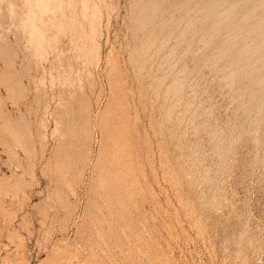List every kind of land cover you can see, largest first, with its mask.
<instances>
[{
    "label": "rangeland",
    "instance_id": "1",
    "mask_svg": "<svg viewBox=\"0 0 264 264\" xmlns=\"http://www.w3.org/2000/svg\"><path fill=\"white\" fill-rule=\"evenodd\" d=\"M139 1L0 0V264H264L263 7Z\"/></svg>",
    "mask_w": 264,
    "mask_h": 264
},
{
    "label": "bare ground",
    "instance_id": "2",
    "mask_svg": "<svg viewBox=\"0 0 264 264\" xmlns=\"http://www.w3.org/2000/svg\"><path fill=\"white\" fill-rule=\"evenodd\" d=\"M137 1H139V0H137ZM150 0H148L147 2H149ZM152 1V0H151ZM189 1V0H188ZM242 1V0H241ZM250 1L251 0H244L242 3H240V1L239 0H208V1H206L205 3H204V6H203V8L201 7V10H200V12H201V15H200V13L198 12V11H196V13L198 12V14H199V16H200V18L202 17V21H205V20H211V18L213 19V27L212 26H210V27H212L213 29H218L219 28V23H218V21L216 22V17H217V20H218V16H219V19H221L220 18V16L222 17V15H225V17H222V18H226L227 19V17H226V15H230L229 17H230V20H231V18H234V16L232 15V14H235V15H239V14H236V11H237V9H239V7H245V8H249V12L244 16V17H242V15H241V17L242 18H240V21L244 18L245 19V21L247 22V23H249V24H251L252 23V26L249 28L248 27V25H247V27H246V25H245V23L243 24V26L245 25V28H249L248 30H244L243 28H242V26H241V28L244 30V31H247L246 33H244V35H241L240 34V32H241V30L242 29H240V32H239V35H237V36H235V40H234V44H232L231 43V41H230V44H232L231 46L234 48V51H232V52H235V58L234 59H236L237 60V66H238V62H239V65L243 62L244 64H246L245 65V68H246V66H248V63H250L249 61H251V63L253 62V60H255L254 62L256 63V61L257 62H259V61H261L260 63H263L264 64V0H258V2H256V3H258V5H259V8H260V6L261 7H263V10H262V15H260L258 18L256 17V18H253V17H255V15H253L254 14V12H255V8H258V7H255V5H257V4H255L254 3V5L252 4V2L250 3ZM139 2H141V4H143V2L142 1H139ZM138 2V3H139ZM145 2V1H144ZM154 2V0L151 2L152 4H150L149 5V3H148V5L147 6H150V7H153L152 5H154L155 6V2ZM136 3V2H135ZM134 4V3H133ZM137 4V3H136ZM157 4V3H156ZM135 5V4H134ZM144 5V4H143ZM253 5V6H252ZM133 6V5H132ZM135 6H137V5H135ZM145 6V5H144ZM139 7V6H138ZM150 7H147V10H148V8L150 9ZM156 7V6H155ZM133 8V10H134V8H135V10L137 9L136 7H132ZM141 8L143 9H145L146 7H142L141 6ZM141 8H139V10H141ZM154 9V8H153ZM156 9V8H155ZM146 10V9H145ZM157 10V9H156ZM144 11V10H143ZM152 11V12H151ZM151 15L150 16H148V15H146L147 17H145V16H140L138 19H137V17H135L136 19H137V21H135L137 24H138V29H140V30H138V31H141V29H143V26H144V24H146L149 20H151L152 18H153V16H154V10H152V8H151ZM159 11V10H158ZM157 11V12H158ZM139 12H141V11H139ZM138 12V13H139ZM148 12V11H147ZM191 12V11H190ZM238 13V12H237ZM245 13H246V11H245ZM137 14V13H136ZM140 14V13H139ZM143 14H145V12H143ZM143 14H141V15H143ZM147 14V13H146ZM150 14V13H149ZM157 14V13H156ZM138 15V14H137ZM149 17V18H148ZM154 17H156V15L154 16ZM198 17V16H197ZM236 17H238V16H235V18L234 19H236ZM239 18V17H238ZM249 18H253V22H252V20L250 19L249 21H251V23L250 22H248L247 20L249 19ZM191 19V20H190ZM188 18V21H187V23H186V21H185V23L187 24H185V26L189 29V27L190 26H192L193 24H192V18ZM196 19H198V18H196ZM234 19H232V20H234ZM247 19V20H246ZM152 20H154V18L152 19ZM186 20V19H185ZM209 20V21H210ZM237 20V19H236ZM194 21H196V20H194ZM193 21V22H194ZM198 21V20H197ZM201 21V22H202ZM210 21V23H212ZM222 20H220V22H221ZM228 21H229V18H228ZM240 21L239 22H233L237 27L239 26V28H240ZM153 22V21H152ZM179 22V21H178ZM184 22V21H183ZM183 22H181V23H183ZM201 22H199V23H201ZM207 22V21H206ZM150 23V22H149ZM177 23V22H176ZM198 23V24H199ZM203 23H205V22H203ZM228 23H230V21L228 22ZM135 24V23H134ZM180 24V22L177 24V25H179ZM192 24V25H191ZM221 24H223V22H221ZM225 24H226V22H225ZM225 24H223V25H225ZM176 25V26H177ZM196 25V24H195ZM230 25H232L233 26V24L231 23ZM235 25H234V28H235ZM184 26V27H185ZM222 26V25H221ZM226 26H227V24H226ZM250 26V25H249ZM135 27V26H134ZM183 27V26H182ZM193 27V26H192ZM195 27V26H194ZM215 27V28H214ZM222 27H224V26H222ZM172 28H173V26H172ZM177 28V27H176ZM185 29L186 31L188 30V29ZM212 28H210V29H212ZM174 29H175V24H174ZM177 29H179V26H178V28ZM192 29V28H191ZM220 29V31H221V28H219ZM219 29H218V31H219ZM237 29V28H236ZM238 30V29H237ZM242 30V31H243ZM145 31V30H144ZM184 31V30H183ZM212 31V30H211ZM210 31V32H211ZM217 31V30H216ZM218 31H217V33H218ZM137 32V31H136ZM168 32V31H167ZM160 33V32H159ZM165 33V32H164ZM168 33H170V32H168ZM183 33H185V31L184 32H182L181 34L183 35ZM187 33V32H186ZM185 33V34H186ZM215 33V31L213 32V34ZM146 34H147V32H146ZM153 34V33H152ZM162 34V33H161ZM165 34H167V33H165ZM171 34H172V32H171ZM238 34V33H237ZM154 35V34H153ZM153 35H151V34H149L148 35V38H146V39H148L149 40V38L151 37V36H153ZM160 35V34H159ZM144 36V35H143ZM147 36V35H146ZM155 36H156V38H157V35L155 34ZM161 36H164L163 34L161 35ZM167 36V35H166ZM169 36H171V35H169ZM211 36H213L212 34H209L208 35V42L210 41V38H211ZM214 36H215V34H214ZM213 36V37H214ZM218 36V35H217ZM216 36V37H217ZM154 37V36H153ZM153 37H151V38H153ZM159 37V36H158ZM179 37V36H178ZM232 37V36H231ZM163 38H165V37H163ZM162 38V39H163ZM154 39V38H153ZM231 38L229 37V40H230ZM234 39V38H233ZM164 40V39H163ZM225 40V39H224ZM223 40V42L224 43H226V41H224ZM233 41V40H232ZM164 43H168V42H166V41H163ZM222 42V41H221ZM220 42V43H221ZM222 42V43H223ZM163 43V44H164ZM190 43V42H189ZM223 43V44H224ZM165 44V45H166ZM186 44H188V42H186ZM206 44V43H205ZM151 45V44H150ZM165 45H163V46H165ZM227 45H228V43H227ZM161 46V45H160ZM163 46H161V47H163ZM175 46V45H174ZM187 46V45H186ZM230 46V45H229ZM161 47H159L160 49H161ZM177 47V46H176ZM232 47H230V48H232ZM185 48V47H184ZM221 48V47H220ZM219 48V49H220ZM164 49V48H163ZM162 49V50H163ZM171 49H172V47H171ZM170 49V51H172V52H174V50H171ZM186 49V48H185ZM185 49H183V50H185ZM189 49V45H188V48H187V50ZM148 46H146V47H144V48H142L141 49V54L142 55H145V56H147V54H148ZM157 50V49H156ZM161 50V51H162ZM167 50V49H166ZM168 50H169V48H168ZM167 50V51H168ZM218 50V49H217ZM221 50H224V49H221ZM160 51V52H161ZM170 51H169V53H170ZM158 52V51H157ZM163 52H164V50H163ZM185 52V51H184ZM222 52H224L225 53V50L224 51H222ZM221 52V53H222ZM136 53V52H135ZM220 53V54H221ZM138 54V53H137ZM155 54H158V53H156L155 52ZM160 54V53H159ZM158 54V55H159ZM172 54V53H171ZM183 54V53H182ZM223 54V53H222ZM139 55V54H138ZM153 55V54H152ZM215 55V54H214ZM213 55V56H214ZM216 55H219V53L217 54L216 53ZM232 55V54H231ZM230 55V56H231ZM223 57H224V55H222ZM139 57V56H138ZM152 57V56H151ZM154 58H156V57H154ZM172 58V57H171ZM219 58V57H218ZM218 58H215V56H214V58L213 59H218ZM222 58V57H221ZM233 58V57H232ZM137 59V58H136ZM234 59H232L233 61H234ZM231 60V61H232ZM168 61V60H167ZM217 61V60H216ZM215 61V62H216ZM242 61V62H241ZM160 62V61H159ZM169 62H170V60H169ZM212 62H214V61H212ZM253 62V63H254ZM157 63H158V61H157ZM161 63V62H160ZM159 63V64H160ZM163 63V62H162ZM231 63H233V62H231ZM230 63V64H231ZM250 63V64H251ZM254 63V65L256 66V64ZM234 64V63H233ZM163 65V64H162ZM242 65V64H241ZM258 65V64H257ZM156 66H158V65H156ZM252 65H250V68H247V71L248 72H250L251 74H253V75H255L254 76V85L255 86H257V87H260V89H263V87H264V74H261V68H255V67H251ZM161 67V69H162V66H160ZM261 67H262V65H261ZM242 68H244V66L242 67ZM150 69V68H149ZM141 70H143V69H141ZM263 73V72H262ZM227 75V74H226ZM229 75V74H228ZM227 75V76H228ZM253 75H251V76H253ZM226 76V77H227ZM159 79H161V78H159ZM181 81V80H180ZM161 80H158L157 79V81H156V86H155V88H154V92H155V95H157L158 96V93H159V90H161L160 89V86H161ZM231 84V83H230ZM179 85V83L178 82H175V83H173V86H172V88L171 89H173V90H176V92H177V89L182 85H180V86H178ZM183 86V85H182ZM182 88V87H181ZM259 89V90H260ZM179 90H181V89H179ZM169 91V90H168ZM162 92V91H161ZM171 92V91H170ZM172 92H175V91H172ZM178 93V92H177ZM173 94V93H172ZM174 94H176V93H174ZM154 95V96H155ZM178 95H180V94H178ZM177 95V96H178ZM98 98V97H97ZM155 98H156V96H155ZM179 101H180V99H179ZM88 111V110H87ZM183 115V114H182ZM91 117V116H90ZM194 120V119H193ZM192 120V121H193ZM181 122H182V120H181ZM121 163H122V160H121ZM125 162H123V164H124ZM192 163V162H191ZM121 166H122V164H121ZM120 166V167H121ZM123 166H126L125 164L123 165ZM122 166V167H123ZM125 168V170L127 169L126 167H124ZM123 169V168H122ZM120 170V169H119ZM124 170H122V172H123ZM117 173H118V171H116ZM127 172V171H126ZM126 172H124V174L122 173V175H123V177H124V175H125V177H126ZM116 173V174H117ZM118 176V175H117ZM119 177H120V175H119ZM122 177V176H121ZM2 179V178H1ZM122 179V178H121ZM124 179V178H123ZM117 180H118V178H117ZM120 182V181H119ZM120 187H121V185H120ZM126 187V186H125ZM128 188V187H127ZM126 188V189H127ZM120 189H122V191H124L123 190V187L122 188H120ZM126 189H125V191H126ZM128 190V189H127ZM124 191V192H125ZM126 193V192H125ZM57 194V193H56ZM55 194V195H56ZM138 251V250H137ZM56 252V251H55ZM142 253V252H141ZM2 257V256H1Z\"/></svg>",
    "mask_w": 264,
    "mask_h": 264
}]
</instances>
